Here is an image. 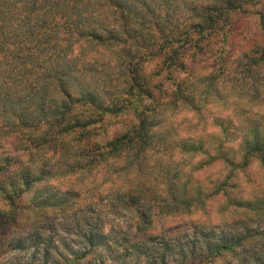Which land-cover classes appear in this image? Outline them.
<instances>
[{"label": "trees", "instance_id": "obj_1", "mask_svg": "<svg viewBox=\"0 0 264 264\" xmlns=\"http://www.w3.org/2000/svg\"><path fill=\"white\" fill-rule=\"evenodd\" d=\"M262 70L264 0H0V239L32 224L12 248L32 245L41 264L60 246L64 264H264V230L251 228L264 219L263 112L251 107L236 137L242 120L213 115L206 140L181 137L162 117L165 108L198 109L213 93L223 101L235 83L264 87ZM224 79L231 88L218 93ZM173 147L199 160L172 175L168 163L155 193L141 174ZM254 162L261 181L238 198L235 180ZM211 167L218 174L207 188L193 174ZM108 169L138 179L110 194L109 211L129 212L131 224L80 217L69 233L76 251L67 237L44 234L73 200L55 178H104ZM216 202L230 221L154 229L157 214Z\"/></svg>", "mask_w": 264, "mask_h": 264}, {"label": "rangeland", "instance_id": "obj_2", "mask_svg": "<svg viewBox=\"0 0 264 264\" xmlns=\"http://www.w3.org/2000/svg\"><path fill=\"white\" fill-rule=\"evenodd\" d=\"M259 75L264 77V70H262ZM229 82L230 81L228 79L221 81V83L217 85L218 93H222L224 91L226 94L232 85V83ZM246 82L247 83L243 84L235 83L237 85L232 90V96H227L224 99L225 101L219 100L215 97V93H213L211 96L206 98V102L197 104L198 109L194 110L193 108L184 107L178 108V111L171 113L165 108L163 110L164 112L162 117L169 124V126L176 129L181 137H185L187 134L189 137H193L195 135L206 140L211 139L214 131L216 130L215 127H213V120L211 121L212 116L218 115V113L227 114L230 112L232 113V117H236L243 121L242 125L239 123L237 127L234 128L236 129V132L234 131L235 137L236 135L239 136L243 133V130L241 129H243V127L247 124L248 117L246 114H248V116L252 119L255 117L252 114V111L249 112L251 107H253L258 114L263 112L260 115L257 114L258 116L255 118L259 121H264V111L259 109V106L264 103V87L259 88V86H257L258 88H256L250 81ZM234 99L239 102L237 104H231L234 103ZM244 101H247L246 105ZM261 101L262 103H260ZM238 105H243L247 109L244 110L243 107L240 108ZM239 132L241 133L239 134ZM234 146L237 147L235 144ZM25 157V155L22 156L23 159H26ZM157 158H159L158 161L156 160ZM198 160L199 158H191L189 154L185 153L184 155V153L177 151L176 148L173 147V149L168 150L162 157H159L158 155L153 157V159L151 158V160H149L150 162H148L146 170L141 175L147 183L148 188H153V192L162 194L163 188L161 187V182L159 180L163 175L161 171L162 168H164L168 163L172 164V169L174 166H177L173 170L169 168V175H172L176 169L180 171L188 168V166H191L189 170L191 172L192 165L198 162ZM151 165H155L154 168L152 167L150 169L149 167ZM102 174H104V171H97V173L95 172L88 177L82 176L79 180V177L77 176L70 177L68 175L66 178L59 176L55 178L53 183L59 186L60 189L69 191L73 200L69 210L64 214L51 215L48 224L42 227L44 234H50L61 238L67 237L66 241L69 244V247H72L71 251H76L77 247H79V241L77 238H72V236L69 237V233H74L76 231L75 220L80 217L84 218L96 216L99 218L98 220L100 222L105 223V225L108 226H115L118 223H123L125 225L131 224L130 221L132 219L129 212L124 213L122 211H118L117 209L109 211V205L112 199L110 194L115 192L117 189H125L129 183H136L138 179L132 174L129 176H124L122 174L118 176L114 175L110 169L107 170V175L105 176L106 178H103ZM217 174V170L211 167L206 171H196L193 175L201 180V184L204 187L208 188L211 181L217 177ZM259 180L261 181L260 166L254 162L239 176L237 180H235L234 187L232 189L238 198L243 199L242 196L247 197L252 193V189L249 185ZM86 204H90L89 206L91 209L95 210L94 214L84 209ZM1 205L2 202L0 201V208ZM222 210L223 204L216 202L214 204L208 203L204 211L191 213L189 215L176 214L161 217L157 214L154 216V229L155 231H166V229L170 228L171 230H168V232H172L179 226H185L191 222H199L200 224L202 223L208 224L209 226H215L220 222L219 219L221 217L225 218L222 223L230 221L227 217L230 215L229 213L231 211L222 212ZM31 225L32 224L30 223L24 222L21 225L13 226L7 236L0 239V264H41L37 261L33 262L31 260L35 251H37V248L32 245L23 243L24 246L20 249L12 248L14 245H17L16 242L20 240V237H27L30 229L32 228L30 227ZM51 227L52 229L50 230ZM251 228L259 229L260 231L264 230V219L256 224H253ZM58 251L62 255L69 252L68 250L63 251L62 246L58 248ZM59 252L57 254H53L52 258H49V264H64V261L59 258ZM107 263L109 264V261ZM93 264H98V262L93 261Z\"/></svg>", "mask_w": 264, "mask_h": 264}]
</instances>
